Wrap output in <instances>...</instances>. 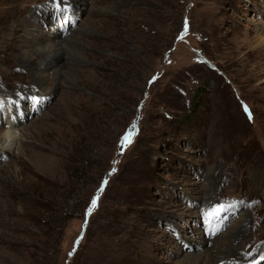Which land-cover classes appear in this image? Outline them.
Listing matches in <instances>:
<instances>
[{"label":"rangeland","instance_id":"1","mask_svg":"<svg viewBox=\"0 0 264 264\" xmlns=\"http://www.w3.org/2000/svg\"><path fill=\"white\" fill-rule=\"evenodd\" d=\"M83 1L0 0V264H185L244 218L264 244V0ZM59 26L78 72L37 86Z\"/></svg>","mask_w":264,"mask_h":264},{"label":"bare ground","instance_id":"2","mask_svg":"<svg viewBox=\"0 0 264 264\" xmlns=\"http://www.w3.org/2000/svg\"><path fill=\"white\" fill-rule=\"evenodd\" d=\"M79 0H65V2L70 6V7H74L76 6V4L78 3ZM96 1V2H95ZM84 2V3H83ZM82 2V4H85L87 1L84 0ZM92 3L95 4H100L102 3L99 0H92ZM84 8H79L77 11V13H81V11H83ZM44 11V10H43ZM41 10H37L35 9L34 11L25 14L24 16L26 17L25 20L23 21L22 24H31L32 25H38V21H39V16L43 14L41 13ZM75 12V11H74ZM41 13V14H40ZM69 14V13H68ZM76 14V13H75ZM66 17V16H65ZM68 17H71L68 15ZM108 18V17H107ZM68 19V18H67ZM105 21L102 22V24ZM109 22V21H108ZM62 27V28H61ZM59 26L58 29H55L54 32H50L53 34L54 40H52V44L49 46L48 49H45V47H42V49L40 50L41 54H44L45 58H48V61H44L42 58V61L40 62V64L38 66L40 67H36V71H34V75L36 76V85L37 86H43L44 84V77L42 78V73H43V68L44 66H50V65H55L54 67L59 71L60 76H65L66 78L69 76H72V72H78L76 69L77 65H78V61H75V59L73 58V56H71L70 54L67 53V50L70 48L72 51L74 52H78L79 49H77V38H73L72 37V33H75L76 29L71 28L68 32L67 35H63L61 33V31L63 32V26ZM264 29V26L263 28ZM263 33V32H262ZM260 44H262L264 42V37L258 38ZM69 42H72V44H69ZM27 47L29 46V44L26 45ZM64 46V49L63 47ZM63 49V50H62ZM46 50V51H45ZM70 50V51H71ZM27 62L28 64H31V58H30V53L27 55ZM35 65V64H34ZM60 66V67H59ZM58 67V68H57ZM34 68V67H32ZM64 70V73H63ZM16 101V99H15ZM19 101V100H18ZM11 105V104H10ZM13 105V104H12ZM14 106V105H13ZM13 109V107H12ZM8 115V113H12V115L15 116L16 120L17 116L15 115L16 113L14 111H10L9 110H4V111H0V115L1 114H5ZM9 125L8 128L4 134L2 135V140L3 143H5V140L7 141V144L5 145L7 147V149H11V146L13 145V139H14V131L11 130L12 127H14L13 123H8ZM0 138V140H1ZM209 218V217H208ZM250 227V222L248 221V218H244L242 219V221L239 222V224L237 225V227H235L232 231H230L227 235V237L222 238L223 236H218V237H214L213 239L207 240L204 237H200V239L202 240V251L200 253H197L195 257L196 260L195 262H186L185 264H257L256 262L253 263L254 260L258 259L256 255L260 254L263 255L264 254V244L254 248L252 250V245L250 246V244H248L249 241H245L246 236H247V231ZM260 235V234H259ZM207 236V234H206ZM258 236L256 235L255 238H257ZM246 242V243H245ZM245 243V244H244ZM255 244V243H254ZM209 245V246H208ZM251 251V254L249 256H246L247 251ZM258 261V260H256Z\"/></svg>","mask_w":264,"mask_h":264},{"label":"snow or ice","instance_id":"3","mask_svg":"<svg viewBox=\"0 0 264 264\" xmlns=\"http://www.w3.org/2000/svg\"><path fill=\"white\" fill-rule=\"evenodd\" d=\"M55 6L57 9H60L62 11L67 10L70 6L65 2V0H53ZM187 27V22H185V28ZM247 111V109H245ZM124 145L126 146L127 144H130L132 142V133H128L124 138H123ZM115 171V170H113ZM105 184L107 181L105 180ZM102 190V189H101ZM98 203V197H94L93 200L91 201V206L89 211H91L92 208H95ZM230 207H233L232 205L225 206L224 204H219L215 207V209L207 215L210 217V219H215L216 215H221L227 213ZM78 243V241H77ZM71 255V253H70Z\"/></svg>","mask_w":264,"mask_h":264},{"label":"trees","instance_id":"4","mask_svg":"<svg viewBox=\"0 0 264 264\" xmlns=\"http://www.w3.org/2000/svg\"><path fill=\"white\" fill-rule=\"evenodd\" d=\"M97 189L98 188H96L95 189V191H94V193H92V195H91V198H90V200L88 199V202H87V204H86V206L83 208L84 209V211H83V216H82V218H84L85 217V214H84V212L86 211H88V209L90 208V206H91V201L93 200V198L95 197V195H96V193H97Z\"/></svg>","mask_w":264,"mask_h":264},{"label":"water","instance_id":"5","mask_svg":"<svg viewBox=\"0 0 264 264\" xmlns=\"http://www.w3.org/2000/svg\"><path fill=\"white\" fill-rule=\"evenodd\" d=\"M100 192L96 193L95 197H97V195L99 194Z\"/></svg>","mask_w":264,"mask_h":264}]
</instances>
